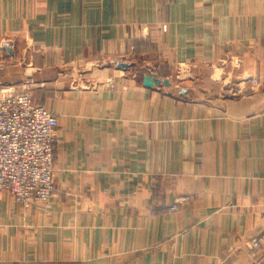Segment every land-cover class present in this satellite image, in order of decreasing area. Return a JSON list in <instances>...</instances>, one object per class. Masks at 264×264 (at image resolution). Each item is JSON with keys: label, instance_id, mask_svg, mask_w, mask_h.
I'll return each instance as SVG.
<instances>
[{"label": "crops", "instance_id": "0c3cea01", "mask_svg": "<svg viewBox=\"0 0 264 264\" xmlns=\"http://www.w3.org/2000/svg\"><path fill=\"white\" fill-rule=\"evenodd\" d=\"M147 56L229 64L228 89L109 71ZM263 76L264 0H0V100L28 92L59 121L51 208L0 192V264H264L247 247L264 231Z\"/></svg>", "mask_w": 264, "mask_h": 264}, {"label": "built area", "instance_id": "2783aa9c", "mask_svg": "<svg viewBox=\"0 0 264 264\" xmlns=\"http://www.w3.org/2000/svg\"><path fill=\"white\" fill-rule=\"evenodd\" d=\"M251 83L264 86V76ZM58 125V118L28 92H5L0 100V192L25 209L52 206ZM247 247L264 258V231Z\"/></svg>", "mask_w": 264, "mask_h": 264}, {"label": "rangeland", "instance_id": "374dc122", "mask_svg": "<svg viewBox=\"0 0 264 264\" xmlns=\"http://www.w3.org/2000/svg\"><path fill=\"white\" fill-rule=\"evenodd\" d=\"M166 26V25H163ZM162 26V29H163ZM167 28V27H166ZM166 31V29L164 30ZM149 59V60H146ZM229 61H225V63L230 62ZM155 62H163L161 59H153L151 60L149 56L147 57H142L141 60L138 61V65L136 67L133 68H129L130 70H123V69H118L112 66H109V71L113 74L115 72H117V75H121V76H130V75H136L139 78H143L145 76H150L153 78H157V77H169L172 81H173V87L172 90H174V92H177L175 90H180L182 88V86H184V84H187L189 81L192 82V85L195 86V89L197 87V83H193V81L198 82V76L201 77L203 75H211V77L214 75L218 76L219 78V82L220 79H222V84L218 82L217 85L219 86H223L225 88L228 89V85L229 82L225 81V77L229 76L230 74V66L229 64H227L224 67H214V65H211L209 67H205V68H200L197 67L195 65H187V66H164L161 65L160 63L157 64ZM213 64V63H212ZM98 67H94V66H88V67H83V68H79V72L80 70H84L85 72H81L82 75H89L90 72ZM67 75L69 74V68L65 69V72ZM73 84H75V82H72L71 84H68L69 86H73ZM112 84V83H110ZM87 85H91L90 83H88ZM200 85V84H199ZM202 85V84H201ZM209 87L208 89L213 91V84H208ZM113 87V86H111ZM222 87V88H223ZM51 93L53 91V89H50ZM6 92H15V89L11 88L9 90H6ZM208 94V93H207Z\"/></svg>", "mask_w": 264, "mask_h": 264}, {"label": "water", "instance_id": "95a60500", "mask_svg": "<svg viewBox=\"0 0 264 264\" xmlns=\"http://www.w3.org/2000/svg\"><path fill=\"white\" fill-rule=\"evenodd\" d=\"M118 67L126 68V66L124 64H120ZM145 85L148 87L152 86L153 85V79L151 77H146L145 78Z\"/></svg>", "mask_w": 264, "mask_h": 264}]
</instances>
